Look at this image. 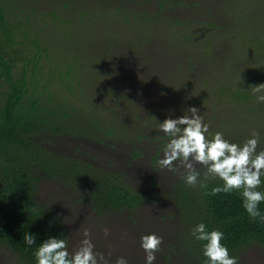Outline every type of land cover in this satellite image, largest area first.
Here are the masks:
<instances>
[{"label": "trees", "instance_id": "obj_1", "mask_svg": "<svg viewBox=\"0 0 264 264\" xmlns=\"http://www.w3.org/2000/svg\"><path fill=\"white\" fill-rule=\"evenodd\" d=\"M145 1L0 0V241L21 264H37L35 252L50 236L67 238L60 215L39 199L43 180L59 181L79 201L102 213L140 210L168 195L163 201L180 207L182 225L175 234L178 242H170L163 255L176 254L177 264H209L203 254L206 242L192 235L201 222L209 231L224 233L222 242L238 264H244L239 260L242 250L264 242V221L248 215L240 192L211 194L213 187L222 186L219 179L209 180L206 188L191 187L179 168L165 178L170 188L163 192L155 178L160 169L153 167L156 172L147 173L152 190L131 183L129 174L137 172L135 163L144 155L142 140L147 139L144 145L150 140L151 149V132H159L163 121L156 97L144 100L139 93L140 85L148 86L143 72L140 79L122 78L113 68L122 62L144 70L140 60L146 45L154 29L161 28L169 47L157 56L165 63L162 56L169 53L167 60L175 65L154 81L166 92L162 101L182 113L198 108L210 125V136L220 131L246 140L256 131L258 151L264 149V102L251 90L264 83V27L257 22L264 0H213L219 6L214 12L205 0ZM147 6L156 9L148 11ZM153 20L158 22L149 28ZM217 38L234 45L228 70L201 77L194 73L196 68L219 58L212 52ZM124 44L129 52L120 54ZM237 59L245 61L237 66ZM198 84L204 86L198 90ZM186 97H199L198 103ZM200 98L205 101L199 103ZM162 137L153 162L162 158L169 142L166 134ZM75 140L100 146L115 162L124 158L129 169L83 158L81 146H73ZM65 142L81 155L53 148ZM125 144L132 159L121 153ZM93 160H98L97 153ZM198 170L203 175L205 169ZM258 190L264 192V187ZM259 209L264 214V202ZM28 233L35 236V244L25 242Z\"/></svg>", "mask_w": 264, "mask_h": 264}, {"label": "rangeland", "instance_id": "obj_2", "mask_svg": "<svg viewBox=\"0 0 264 264\" xmlns=\"http://www.w3.org/2000/svg\"><path fill=\"white\" fill-rule=\"evenodd\" d=\"M148 1L152 2V0H147L145 2H147L148 4ZM205 1L209 6L207 9L212 8V12H214L215 9L219 8V6H216V1ZM155 9V7L147 6L148 11H154ZM263 10L260 9L258 13L259 19L257 22H259L264 27ZM205 13L207 14L208 12ZM249 21L250 20L248 18V22ZM168 40L169 38L167 37V33L165 31H162L161 28L155 29L154 34L151 36L150 41L146 45L145 55L140 60L142 66L144 67V70H142L141 68H132L131 66L134 64H126L122 62H119V64L113 67L114 71H117V76L122 78L131 75L134 78L136 77L137 79H140V75L143 72L142 75L145 78L144 80L148 81V86L146 87V89H140V85L138 87L139 93L140 95L144 96V100H147L148 98L153 96L156 97L155 102L160 105V114L158 118L162 121L170 116L172 118H177L184 114V112L182 113V111L174 109V107H172L169 102L162 101L161 98L164 91H160V87L157 86L154 82L155 80L158 81L159 79H163L164 76L169 74V70H172L173 68L175 69V65L171 66L173 62L169 63V60H166L165 63H163L162 59L157 56L161 53V49L165 50L164 48L169 47ZM215 43L218 44L214 46V50L212 52H216L219 58L214 63L204 64L200 68H196V71L194 73H198L197 75L201 77H206L208 73L217 75L222 71L228 70V66L226 65V63L230 60V56L234 52V45L228 40L221 39L219 41L218 38L215 40ZM241 44L243 45V43ZM127 47L128 45L124 44L119 48L118 52L120 54L129 52ZM243 61L245 60L239 61V59H237L234 61V63L239 66V62ZM128 70H131V72H129ZM162 74L164 76H161ZM135 84L136 86H138V81H135ZM203 86H200L198 84L196 85V89L199 90ZM127 92L129 91L127 90ZM201 93H203V91H201ZM164 94H166V92ZM197 99H199V97H197ZM197 99L191 100L190 98L186 97V100L195 103L198 101ZM202 101L205 100H203V98H200L199 103ZM222 118L225 120L229 117L227 115L226 118L225 116ZM159 132L160 133L158 134L151 132V136L154 140H160V138L165 135L161 130ZM224 136L226 139L234 143L245 142L248 138H250L248 137L246 138V140L240 138L238 139V136L236 137V135L234 134ZM149 139H151V137ZM169 140L170 137H168L167 141ZM153 144L154 142L151 143L152 148L150 149L148 146H144V143L141 142V145L143 146L142 148L144 150V155L141 158L142 162L135 163L136 171L139 175L137 174V172H130V181L133 179L134 182H139L141 174H144L143 176H145L150 172L149 170H153L155 172V168L156 171L160 169V171L164 173L165 177L163 178H169V176L174 175V172L169 171L168 169H161L159 163H152L153 166L149 164L150 159L155 155L154 147L156 148V144H154V147ZM73 146H81V148H86L88 151L93 152V154H99V160H105L110 156L108 151L106 152L98 145L96 147L94 145L86 143L79 145V142L75 140ZM120 150L122 154L128 155L131 148L122 145L120 146ZM137 160L138 159H136V161ZM122 166L124 167V165ZM118 167H121V163ZM176 167L177 169L181 168L179 169L180 173H182V170H184L180 166L179 162H176ZM198 167L199 165L197 166V168ZM128 169L129 167L127 166L126 170ZM67 189L68 188L63 186L59 181L43 180L39 186L38 196L44 204H47L49 205V207L53 208V210L62 218L66 228V239L68 240L70 250L74 251L79 247L81 240L84 238V229H90L91 239L95 244L96 251L104 254L107 264H115L117 258L121 256L126 257L129 261V264H145L146 254L141 247V237L146 235V229L151 227L150 230H157L159 232L161 231V229H166L168 235H163L162 245H164L170 239L175 238L176 236L175 234L177 229V221L172 205H159L158 203H156L157 200H152L149 201L147 205L143 206L141 210L135 212L134 214H131L130 212L124 210L102 213L94 210L92 207H88L85 204V201H79L77 196L75 197L74 195L69 193ZM158 190L161 191V188H159ZM162 190H167V187H163ZM153 211H156L155 215H152ZM170 211H172V214L170 213V218L168 217V219L163 221L161 219L164 217L163 213ZM160 213H162V215H160ZM132 217H134L133 222ZM105 228H108L110 230V234L108 236L104 235ZM262 252H264V248L258 245H253L250 248L246 249L243 255L247 256L249 261H254L255 264H264V261L258 259ZM156 257L158 258L157 253ZM0 264H21L19 257L14 253V251L1 241Z\"/></svg>", "mask_w": 264, "mask_h": 264}, {"label": "clouds", "instance_id": "obj_3", "mask_svg": "<svg viewBox=\"0 0 264 264\" xmlns=\"http://www.w3.org/2000/svg\"><path fill=\"white\" fill-rule=\"evenodd\" d=\"M257 99L264 102V83L251 86ZM210 125L204 122L200 110L195 106L185 110L184 114L166 118L160 122L159 129L170 137L165 145L163 158L158 163L161 169L176 171V162L184 169L183 179L191 187H207V182L219 179L222 186H215L212 195L224 192H240L243 207L250 217L264 221L259 205L264 202V149L260 147L259 133L253 131L243 144L234 143L217 131L210 136ZM205 169L203 175L197 166ZM110 230L104 229L108 236ZM195 239L205 241L204 256L209 264H238V259L230 254L229 248L222 242L224 233L218 229L208 230L201 222L192 230ZM83 239L74 251L69 249L68 240L50 236L39 245L35 252L37 264H107L104 254L97 252L91 239L90 229H84ZM28 245L36 243L35 236H24ZM163 237L150 233L141 237L145 264H154L156 253L160 251ZM115 264H129L126 257H119Z\"/></svg>", "mask_w": 264, "mask_h": 264}, {"label": "flooded vegetation", "instance_id": "obj_4", "mask_svg": "<svg viewBox=\"0 0 264 264\" xmlns=\"http://www.w3.org/2000/svg\"><path fill=\"white\" fill-rule=\"evenodd\" d=\"M158 21H156V20H153L152 22H151V24H150V27L149 28H152V24H155L156 25V23H157ZM154 25V26H155ZM153 26V27H154ZM155 30V29H154ZM165 50H163L162 52H164ZM170 56V54L169 53H167V56H162L163 58H165L164 60L166 61L167 60V57H169ZM170 63V62H169ZM134 75V74H133ZM154 97V96H153ZM152 130H157V128H151ZM156 134H158V133H160V132H155ZM147 141V139L146 138H144L143 140H142V142L143 143H145ZM162 141H163V137H161L160 138V140H154L153 138L151 139V143L152 142H154V144H156V148L154 147V144H153V147H154V153H157V151L159 150V149H161L162 147H161V145H162ZM150 144V140H149V142H147V145H149ZM88 144H91V143H88ZM91 145H94V146H97L96 144H91ZM129 145H131V143L129 144ZM146 145V146H147ZM125 146H126V144H125ZM145 146V145H144ZM53 148L56 150V151H58L59 153H65V154H68V155H72V154H74L75 156H79V155H81L80 153H75V148L74 147H72V145H70V144H68V143H64L63 145H58V146H56V147H54L53 146ZM164 149V148H163ZM106 151V150H105ZM81 152L83 153V158H85V159H90L92 162H94V163H97V164H99V165H101V166H105V167H112V163H115V164H117V165H120V163H121V165H124V166H129L130 164L129 163H127L125 160H124V158H122V159H118L116 162L114 161L115 159H113V158H111L110 156L108 157V158H106L105 160H99L100 158H99V156H98V160H93V155L94 154H91L90 156L91 157H89V155H87V154H89L88 153V150L85 148V149H83V148H81ZM99 155V154H98ZM160 155L161 156H163V152L161 151V153H160ZM127 156H129V158L130 159H132V157L130 156V155H127ZM125 161V162H124ZM136 161V160H135ZM154 163H158V161H155V162H153V160H152V158L150 159V165L151 166H153V164ZM157 166V165H156ZM159 170V169H158ZM156 172V171H155ZM154 172V173H155ZM161 173H163V172H161V171H159V175L157 174V173H155V178H156V182H159L160 181V183L161 184H159V187H158V189L159 188H161V191H163V192H168V186L166 185V183H165V181L164 180H166L165 178H163L164 177V174L162 175ZM140 180H139V182H134L133 181V179L131 180V183L134 185V184H136L137 186H136V188H140V186L145 190V191H147V189L149 188V190L151 189H153L154 188V185L152 184V183H149L150 182V179H152V177L149 175V174H146L145 176H141L140 178H139ZM167 187V190H162V188L163 187ZM148 192V191H147ZM170 193V192H169ZM149 195H151V194H149ZM168 195H165V196H160V197H162V200H157L156 201V203H158L159 205L160 204H169V205H172L173 206V208H174V213L177 215H175L176 216V221H177V228H179V226L180 225H182L181 224V216H180V212H181V210H180V207L179 206H174L173 205V203H172V201L171 200H169V202H164L163 201V197H167ZM148 204V202L146 203V205ZM143 207H141L140 208V210L142 209ZM156 209H159V208H156ZM137 211H139L138 209L137 210H131L130 211V213L131 214H134L135 212H137ZM172 211H170V212H166V213H163L164 214V217L163 218H161L163 221L164 220H166V219H168V217L170 218V213H171ZM156 214V211H153V213H152V215H155ZM172 214V213H171ZM160 215H162V213H160ZM133 220H134V217H132V222H133ZM151 229V227L150 228H148V229H146L145 230V233L146 234H150V233H156V234H158V235H160V236H162L163 237V235H168V232H167V230L166 229H161V231L159 232V231H157V230H150ZM150 230V231H149ZM176 232H177V229H176ZM178 234H177V237H175V238H172V239H170L169 241H167L164 245H161V248H160V251L159 252H157V254H158V258L156 257V260H155V262H154V264H177L178 263V261H179V258H178V256L176 255V254H174V255H169V257L168 256H166V255H163V252L165 253V251H168L167 250V246L170 244V242L171 243H176V242H178ZM253 245H258V246H260V247H262V248H264V242L263 241H261V243H253V244H251L248 248H250L251 246H253ZM248 248H246V249H248ZM178 249V248H177ZM246 249L245 250H242L241 251V253H240V255H239V260L241 261V262H243L244 264H255L254 263V261H249L248 260V258H247V256H244L243 254H244V252L246 251ZM173 259H174V262H173ZM259 260H261V261H264V252H262L261 254H260V256H259V258H258Z\"/></svg>", "mask_w": 264, "mask_h": 264}]
</instances>
